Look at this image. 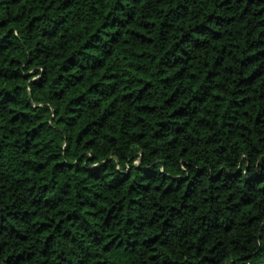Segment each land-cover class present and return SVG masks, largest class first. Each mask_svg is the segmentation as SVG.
<instances>
[{
    "label": "clouds",
    "instance_id": "9594fccd",
    "mask_svg": "<svg viewBox=\"0 0 264 264\" xmlns=\"http://www.w3.org/2000/svg\"><path fill=\"white\" fill-rule=\"evenodd\" d=\"M0 264H264V0H0Z\"/></svg>",
    "mask_w": 264,
    "mask_h": 264
}]
</instances>
